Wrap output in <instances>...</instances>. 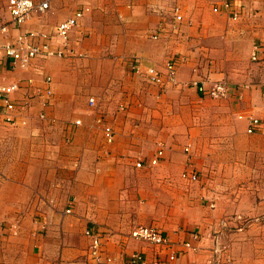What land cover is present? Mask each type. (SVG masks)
I'll list each match as a JSON object with an SVG mask.
<instances>
[{
	"label": "crops",
	"instance_id": "obj_1",
	"mask_svg": "<svg viewBox=\"0 0 264 264\" xmlns=\"http://www.w3.org/2000/svg\"><path fill=\"white\" fill-rule=\"evenodd\" d=\"M222 1L49 0L25 22L22 31L44 30L88 9L67 57L0 70L5 81L32 77L39 87L43 72L53 92L44 107L53 120L39 119L35 105L24 124L0 118V264H88L91 233L111 264H205L215 244L225 264H264V53L249 62L254 42L264 43V0H235L245 5L235 20ZM172 57L176 83L165 72L149 83L146 68L164 71ZM219 80L230 91L211 98ZM86 92L102 97L95 108L111 143L86 105L73 106ZM247 116L259 119L252 133ZM158 148L162 157L148 164ZM207 168L210 183L181 177ZM136 226L157 228L167 244L133 238ZM134 253L144 262L133 263Z\"/></svg>",
	"mask_w": 264,
	"mask_h": 264
},
{
	"label": "built area",
	"instance_id": "obj_2",
	"mask_svg": "<svg viewBox=\"0 0 264 264\" xmlns=\"http://www.w3.org/2000/svg\"><path fill=\"white\" fill-rule=\"evenodd\" d=\"M223 6L229 13L232 19H238L244 14L245 5L237 3L235 0H223ZM6 9L9 18L6 22L0 24V70L7 69L10 72L28 70L33 66L34 61L38 58H45L48 56L67 57L71 50L67 48V41L70 37L71 31L78 26L87 7H79L75 9L63 21L54 24L52 27L48 26L44 30H21L25 22L33 14H43L49 9V0H7ZM216 11L217 7H213ZM181 19V14L174 10L173 28ZM165 29L164 25H159V31ZM13 30H16L13 33ZM264 34V30H263ZM157 34L153 35L156 38ZM55 38L60 40V44L56 49H52ZM70 51V52H69ZM264 53V43L262 41L254 42L250 59L253 62H258L261 55ZM178 57H172L166 62L164 71H159L153 67H148L145 70L146 77L151 84H161L163 72H165L166 81L172 84L176 83L175 71ZM0 72V118L9 125H18L26 123L28 114L33 105L39 108L36 113L41 120L46 119L45 106H48L52 96L51 87L48 85L51 81L50 76L39 72L42 75L44 87L36 86L32 77H18L12 81L3 80ZM229 84L224 80L214 81L207 89V94L214 99H221L228 95L230 91ZM91 106L95 105L93 97L88 99ZM238 117H242L239 115ZM249 125L248 133L255 131L259 125V119L253 116L246 117ZM103 130V136L107 143H111L114 139V132L112 127L105 122L103 115L96 117ZM74 124H79V120H75ZM188 150V148H185ZM163 155V150L158 148L156 154L148 161V164L155 165ZM138 161L136 166H140ZM181 177L187 180L196 181L199 179V174L185 169L181 173ZM69 212L70 209H66ZM88 233V232H87ZM94 234V235H93ZM100 234L91 233V243L87 252L88 264H111V258L102 257ZM130 235L138 240L147 241L154 246L161 247L167 244V238L155 227L152 226H136L130 232ZM221 247L217 244L211 249L212 257L208 258L205 264H225L220 261L222 252ZM174 254H169L167 260L174 259ZM151 264H161L162 261L158 257H153ZM133 263H143L144 258L138 253L132 255ZM47 264H64L62 261H53Z\"/></svg>",
	"mask_w": 264,
	"mask_h": 264
},
{
	"label": "rangeland",
	"instance_id": "obj_3",
	"mask_svg": "<svg viewBox=\"0 0 264 264\" xmlns=\"http://www.w3.org/2000/svg\"><path fill=\"white\" fill-rule=\"evenodd\" d=\"M6 1L7 0H0V24L2 23V22H5L6 20H8V18H9V15H8V12H7V9H6ZM249 62L250 63H253V62H251V60L249 59ZM71 82L72 81H75V82H78V80H73V79H71L70 80ZM87 82H89V83H91V81H87ZM212 83H214V81L212 82ZM72 87V86H71ZM70 87V88H71ZM89 97H93L94 98V100H95V105L94 106H91L90 105V103H89V101H88V99H89ZM100 99H102V97L101 96H99V95H94V96H92L91 94H88L87 92L86 93H84V94H79V95H76L75 96V98H74V100H73V106L75 107V109L76 110H80V107H82L83 105H86L87 106V108H88V110H89V114L91 115L92 114V116H93V118H94V121L96 122V117L98 116V115H103L102 114V112H97L96 111V106H97V104L98 103H100ZM87 108H86V110H87ZM43 111H45V109L43 110ZM46 113V112H45ZM104 116V115H103ZM46 120H53V118H51L50 116L48 117L47 116V113H46ZM104 120H105V117H104ZM106 122V121H105ZM99 126H101L98 122H96ZM71 141V139H69V138H67V137H64V142L65 143H68V142H70ZM225 162V160H219L218 161V165H220V164H222L223 165V163ZM199 173H200V175H199V179H198V181H196V183H199V182H201V181H203L204 183H210V182H212V180H213V176H212V174H211V172H210V169H206L205 171H201V170H199ZM223 183L225 182V176H223ZM241 179V176L240 175H236V180H240ZM185 183L188 185V184H193V183H190V182H186L185 181ZM215 246V245H214Z\"/></svg>",
	"mask_w": 264,
	"mask_h": 264
}]
</instances>
